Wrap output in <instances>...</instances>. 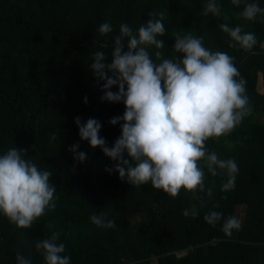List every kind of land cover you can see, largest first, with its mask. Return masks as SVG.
I'll return each instance as SVG.
<instances>
[{
	"label": "trees",
	"instance_id": "1",
	"mask_svg": "<svg viewBox=\"0 0 264 264\" xmlns=\"http://www.w3.org/2000/svg\"><path fill=\"white\" fill-rule=\"evenodd\" d=\"M219 3L231 26L256 34L251 52L229 47L219 28L223 17L201 15L205 0H0V154L11 147L23 150L24 158L52 173L56 189L55 207L30 228H18L0 215V264H16L17 254L44 264L35 243L53 232L70 264H264V49L259 47L264 17L246 21L239 15L243 4ZM259 4L264 7V0ZM161 12L165 33L157 39L164 47L147 46L155 62L179 57L172 51L174 34L190 33L206 48L231 55L246 80L252 112L228 136L205 142L209 152L238 165L230 191H221L223 173L211 176L207 168L204 184L211 196L181 189L172 198L150 182L132 186L113 170L116 161L78 136L75 117L82 124L97 119L109 147L120 136V123L109 121L123 115L124 105L101 99L105 81L92 74L91 55L104 51L110 63L120 24L135 32ZM104 22L112 32L101 36L97 29ZM73 144L86 154L83 162L69 150ZM192 206L198 215L184 216ZM242 206L241 228L225 236L224 220L236 217ZM210 211L222 213L215 226L203 218ZM91 214H103L115 226L97 227Z\"/></svg>",
	"mask_w": 264,
	"mask_h": 264
},
{
	"label": "clouds",
	"instance_id": "2",
	"mask_svg": "<svg viewBox=\"0 0 264 264\" xmlns=\"http://www.w3.org/2000/svg\"><path fill=\"white\" fill-rule=\"evenodd\" d=\"M230 3L236 7L243 4L239 15L246 21L264 17V7L259 0H230ZM163 15L162 12L157 14V18L141 24L135 32L128 24H120L119 33L112 38L110 63L106 62L104 51L92 53L91 72L105 81L101 99L124 105L123 115L109 121L113 126L120 123L121 134L109 147L99 135L102 125L97 119L89 118L82 124L80 117H75L78 136L116 161L113 170L132 186L150 182L153 188L172 198L179 195L181 189L194 196L198 191H206L211 196L212 189H205L204 184V168H207L211 176L223 173L226 179L221 191H230L235 188L238 165L231 158H218L214 151L209 152L205 142L209 138L228 136L252 112L246 80L231 55L206 48L201 37L190 33L174 34L172 51L181 54L179 57L155 62L147 46L164 47L157 39L165 33ZM201 15L223 17L225 22L220 23L219 28L229 37V47L238 46L251 52L256 46L255 33L227 22L229 17L221 12L219 0H205ZM97 30L103 36L112 32V26L104 22ZM259 47L264 49V41L259 42ZM161 55L156 51V57ZM113 86L117 89L115 92L110 90ZM84 102L87 103V97ZM77 148L78 145L73 144L69 150L75 153V159L83 162L86 154L77 152ZM51 175L50 171L24 158L23 150L11 147L0 154V215L18 228H30L46 209L55 207L56 189L50 183ZM182 214L196 217L198 210L192 206ZM203 218L215 226L222 213L210 211ZM90 221L101 228L115 226L114 221L105 219L103 214H91ZM240 228V220L230 216L224 220L221 230L225 236H231ZM58 237L59 234L53 232L36 241L35 248L43 256L44 264H70V257L64 254L65 245L57 243ZM16 264L32 262L17 254Z\"/></svg>",
	"mask_w": 264,
	"mask_h": 264
},
{
	"label": "rangeland",
	"instance_id": "3",
	"mask_svg": "<svg viewBox=\"0 0 264 264\" xmlns=\"http://www.w3.org/2000/svg\"><path fill=\"white\" fill-rule=\"evenodd\" d=\"M258 121H261L262 119L257 118ZM237 214H236V218H238L240 220V222L243 220V215H244V212H245V207L242 206V207H238L237 208Z\"/></svg>",
	"mask_w": 264,
	"mask_h": 264
}]
</instances>
